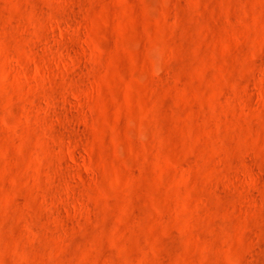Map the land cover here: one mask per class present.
Here are the masks:
<instances>
[{
	"label": "rangeland",
	"instance_id": "374dc122",
	"mask_svg": "<svg viewBox=\"0 0 264 264\" xmlns=\"http://www.w3.org/2000/svg\"><path fill=\"white\" fill-rule=\"evenodd\" d=\"M0 264H264V0H0Z\"/></svg>",
	"mask_w": 264,
	"mask_h": 264
}]
</instances>
